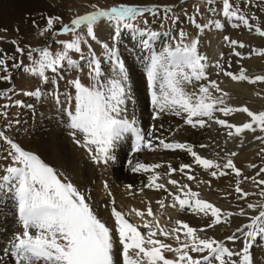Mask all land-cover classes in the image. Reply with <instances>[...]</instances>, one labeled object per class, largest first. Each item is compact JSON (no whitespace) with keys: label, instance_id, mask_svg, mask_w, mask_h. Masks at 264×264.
<instances>
[{"label":"snow or ice","instance_id":"1","mask_svg":"<svg viewBox=\"0 0 264 264\" xmlns=\"http://www.w3.org/2000/svg\"><path fill=\"white\" fill-rule=\"evenodd\" d=\"M221 15L226 22H231V27L241 25L249 30L253 29L249 18L240 12L230 0H221ZM209 5L215 0H207ZM93 10L71 19L70 23H61V17L48 16L45 27L40 35H63L71 34L70 40H58L62 45L61 51L53 53L49 47L31 48L27 50V58L30 64L24 65L23 61L14 63L12 67H23L25 73L38 77L42 82H49L47 73L55 74L66 64L69 68L79 67L78 62L70 53H80L81 59H87L90 69L89 78L91 85H85L79 78L68 83L74 89V96L69 95L66 102H73L74 107L67 110L66 126L71 130L70 135L74 142L87 150L89 158L96 164H107L115 160L114 149L118 143L130 135L134 139L133 152L142 149L150 151L157 147L165 150H181L187 152L193 162L206 171H210L212 177L228 175L222 169H229L235 177L242 176L232 159H227L222 168L211 159H206L197 154L193 147L186 143L165 142L158 139V145L153 143V133L145 134L138 126L136 119H129L127 102L134 99L130 70L122 59L115 42L128 33L139 47L141 55L138 60L141 65L145 81L147 96L153 109V120L160 113L170 112L176 116L183 115L185 123L201 128L206 126V120L214 119V113L220 112L224 116L233 113H246L250 118L248 122L240 125L229 123L225 119L215 118L214 122L228 130L227 135L240 136L245 131L264 132V111L253 112L246 106L231 107L225 103L223 97L227 93L220 89L215 80H208L207 69L209 67L207 57L198 52V38H192L186 42V34L181 31L179 39L172 37L174 43L166 44L157 52L154 42L161 33L149 30L147 27L140 28L135 23L146 14L156 17L160 13L157 6H140L137 4L118 3L109 7L91 5ZM209 12L215 13L216 8H209ZM163 12H172L170 6H164ZM178 18H173L175 24ZM190 22L200 31L214 26L221 30L225 27L220 20H209L201 25L193 17ZM147 25V19H144ZM106 24L112 30V45L99 40L96 29L101 24ZM60 24L59 29L55 26ZM255 33L264 37V29L254 27ZM165 36L168 34L165 33ZM225 42L233 47L232 55L240 57L242 54L235 51V47L244 48L246 45L237 40L224 37ZM90 41H95L103 49L105 61L111 65V75L106 76L102 70V61L92 48ZM13 44L16 41L12 42ZM82 44L87 45L89 56L82 54ZM15 52L25 54V49L17 45ZM253 54L264 57V48L252 50ZM35 54V55H34ZM223 55V54H221ZM14 56L0 54V80L9 81L10 76L8 60H15ZM224 76L233 81H247L255 84L264 83V75L250 77L241 68L238 73L225 71L220 62L215 64ZM193 81H208L200 84L198 92H188L185 84ZM211 90L221 93L214 96ZM8 91H11L10 89ZM24 96L40 98L42 93L39 88L34 91H24ZM5 92H0L4 96ZM59 103V95L56 96ZM16 106H23L20 100H16ZM11 104L2 107L6 110ZM31 107V105H28ZM7 112H0V116H6ZM0 129V142L9 146L7 157L11 163L0 168V194L10 198L16 209L21 231L15 233L8 242L9 247L4 251L10 252L14 258V264H254L251 252L253 243L259 237L264 239V187H261L259 195L262 199L256 204L247 203V208L256 211L257 214L248 217V223L235 229L224 240L213 237L202 238L200 233L204 228H194L181 220L175 221V226L168 228L161 226L158 221H148L146 216H153L151 206H147L146 212L131 209L136 217L143 220V224L130 222L124 213L117 210L115 200L111 201V217L114 228H109L105 222L98 218L92 207L87 202L85 193L81 192L71 182H65L51 166L30 151L24 150L19 144L6 135V129ZM80 134L82 139L77 138ZM256 139L264 141V137ZM204 147V145H201ZM264 151V149H262ZM235 156L236 153H231ZM132 164L131 161L128 162ZM161 164H146L137 162L131 167L133 173H149L145 187L156 190H164L172 199L170 207H177L183 211L191 209L196 215L202 214L207 218L206 228H213L222 223H227L233 215L247 216L242 208L237 213L223 211L205 199L200 198L199 193L192 191L187 184H178L176 180L169 179L177 189L174 194L169 191L165 184L158 183L159 174L156 169ZM250 168L255 165H249ZM190 165L181 164L179 169L168 166V174L180 171L184 173ZM264 174V167L257 172V177ZM194 177L188 176L189 180ZM245 179H248L245 177ZM253 183L264 186V179L251 178ZM240 180L236 181L235 192L239 199H246L251 193L244 191L240 186ZM107 188V184L104 185ZM131 194V185L125 186ZM111 195V193H109ZM164 207V201L157 202ZM141 228L147 231H141ZM115 233V235L113 234ZM183 236V239H181ZM158 237L174 239L176 246L166 243ZM117 241L120 246L119 261L117 260ZM241 243V247L235 250L228 246V242ZM172 253L173 258L165 254ZM192 253L200 254L194 257Z\"/></svg>","mask_w":264,"mask_h":264},{"label":"rangeland","instance_id":"2","mask_svg":"<svg viewBox=\"0 0 264 264\" xmlns=\"http://www.w3.org/2000/svg\"><path fill=\"white\" fill-rule=\"evenodd\" d=\"M230 2L238 7L242 14L249 18L250 24L254 27L260 26L264 29V0H230ZM118 3L157 6L160 8V13L156 17L146 14L144 18L135 22L137 26L142 29L147 27L149 30L161 33L158 40L154 42V48L157 52H159L164 45L174 43L172 37L178 40L181 31L186 34V42L192 38H198V52L207 57L209 65L206 70L208 80H215L220 89L227 93V96L223 97L225 103L231 107L246 106L251 111L257 113L259 111H264V83L257 82L251 84L247 81H233L231 78L224 76L223 73L215 67V64L219 61L221 67L225 71L238 73L239 70L243 68L250 77L264 75V57L255 55L252 52L254 49L264 48V37L258 36L254 31V27L252 30L242 25L236 28L231 27V22H226L225 18L220 13V9L222 8L221 0H215V3L212 5H209L207 0H55L53 3H44L42 5L36 4L35 0H0V13L11 17L10 21L4 20V23L0 22V54H7L8 56H14L16 58L15 60L7 61L10 80H0V92H5L4 96H0V112H7L6 116H0V129H5L6 125L11 124V127L6 129V135L19 144L24 150L30 151V144H36V141H39L36 132L43 124L47 126L44 125L42 128L54 126L61 132L65 129V127H62V130L59 128L60 125L58 124L62 122L60 117L63 116L64 119L62 126L66 125L67 110L74 107V101L66 102L69 95L74 96V89L68 82L79 78L85 85H91L92 81L89 78L90 69L87 66V59H81L80 53H70L72 58L78 62L79 67L69 68L64 64L61 69L64 67L68 69L63 76L59 73L60 71H58L56 73L58 76L55 80L52 79V81L50 76L52 73L49 72L47 75L50 79L47 83L42 82L38 77L25 73L23 67L14 68L12 65L14 63H20L21 61H23L24 65L30 64L26 55L29 47H49L50 51L55 53L56 51L62 50V45L56 43V41L71 39L70 33L63 35L45 34L41 36L40 32L45 27L48 16H59L61 17V23L68 24L74 17L91 12L93 10L91 5L93 4L100 7H109ZM164 6H170L172 8V12L167 14V19L163 12ZM209 8H216L217 11L215 13L209 12ZM23 15L24 17L22 19ZM189 17H193L196 22L201 25L207 23L209 20L215 21L218 19L225 27L221 30H217L214 26H210L200 31L190 22ZM173 18H178L175 24L172 22ZM144 19H147V25L144 24ZM60 26V24H57L55 29H59ZM103 26H105L104 29L102 28ZM103 30H106L104 36L99 33L103 32ZM165 33L168 35L165 36ZM96 35L98 39L104 43H108L109 45L114 43L111 39L112 30L106 24L101 23L97 27ZM225 36L246 45L244 48L235 47V51L242 54L240 57L232 55L233 47L225 42ZM13 41H16V43L13 44ZM90 43L96 55L101 58L103 72L106 76L111 75V65L105 61L103 49L95 41H90ZM135 43L136 42L132 40L128 33L123 34L120 39L115 42L122 59H124L126 66L130 70L132 81L134 99L127 102V117L129 119H136L138 126L141 127L145 134L151 131L153 133L151 139H153L155 145L159 143L158 139L155 138L164 139L165 142L169 143L179 142L189 144L198 155L213 160L216 164L220 165L221 168L223 164L227 162V159H232L235 166L241 170L242 176L237 178L229 169H222L229 174L212 177L210 171H206L202 167L196 165L193 162V158L187 152L181 150L173 151L157 147L152 151L142 149L139 152H133L132 145L134 139L131 138L130 135H126L125 138L118 143V147L114 149L116 159L107 163V165H110L111 181L114 180L115 184L118 183L114 186L116 189L115 193L116 191L118 193L120 192L118 191L119 185L122 184L124 187L126 185H131L132 194H130L129 189H127L128 196L141 195L146 198V200L150 197L155 198L157 192H163L164 190L145 187L148 182L149 173H133L131 167L137 162L161 164L162 167L155 170L160 177L158 183L165 184V187L172 193L175 194L177 189L171 184H168L169 179L176 180L178 184H187L192 191L199 193L200 198L207 200L223 211L237 213L242 208L245 210L248 214L247 216L233 215L229 218L227 223H222L213 228H206L204 233H200L202 238L213 237L217 240H224L228 235H231L235 229L248 223L249 216L257 214L256 211L247 208V203L256 204L262 199L259 192L261 187L264 186H258L253 183L251 178L255 177L257 180L264 179V174H261L259 177L256 175L259 169L264 167V151H262V149H264V141L258 140L256 137H264V132L259 130L256 132L245 131L240 136L229 137L227 135L228 130L214 122V119L218 118L225 119L229 123L235 125H240L250 120L246 113H233L229 116H224L223 113L215 112L213 120L204 118L206 120V126L203 128L198 125L196 127L188 125L185 123V117L183 115L176 116L170 112L160 113L158 118L153 120V109L150 98L147 96L145 81L138 60L141 52L139 47H135L134 49ZM17 45L25 49L24 55L15 52ZM82 54L86 58L90 55L87 45L82 44ZM75 70L81 71L76 72ZM3 74V72H0V75ZM66 74L73 76H66ZM202 83L207 84L208 81H193L192 83L185 84V90L190 93L198 92L199 86ZM37 88H39L42 93L40 98L24 96L22 94L24 91H34ZM9 89L11 91H8ZM211 91L214 96L221 95V93L215 90ZM57 95H59V103L56 101ZM16 100H20L23 106H16L14 103ZM9 103L11 106L5 110L2 106ZM28 105H31V107H28ZM70 132L71 130L68 128L67 137H65L68 139V149L76 150L75 152L78 154L80 153V156H83L84 160L88 159L92 161L89 158L87 150L74 142ZM44 138H46V136H44ZM77 138L82 139L79 133L77 134ZM18 139L23 141H21L22 144L18 142ZM48 145V147L45 146L48 156L44 153L42 154L38 149V152H40L42 156L39 155L38 152H35V149L30 152L37 154L43 162L51 166L60 174L62 180L71 182L81 192L85 193L86 196L89 197L87 202L92 207L95 214H97L98 218H100L97 208L94 206V202L97 201L93 199L94 186L98 183H93L92 187L81 190L70 175L64 172L61 164L58 166L54 164L57 162L56 157L60 150H51V144ZM201 145H204V147H201ZM9 150L8 145L0 142V168H4L11 163L10 158H5ZM64 150H66V148ZM143 151L144 153L148 151V153L153 154L151 159L148 160V162L151 163L147 162V157H141L144 154L140 152ZM233 152L236 153L235 156L231 155ZM129 161L132 162L131 165H129ZM181 164H188L190 168L186 169L184 173L176 171L171 175L168 174V169H165V167L169 165L175 169H179ZM249 165H255V167L250 168ZM113 172H116L114 176L112 175ZM2 174L3 173L0 172V175ZM189 175L194 178L189 180ZM245 177L248 179H245ZM226 179H228L227 185L225 182ZM238 179L241 182V188L252 194L246 199H239L238 194L234 190ZM224 182L225 187L222 184ZM109 193H111V195H109ZM115 193L114 191L108 192L105 202H111L113 197L118 195V193ZM151 198L150 200H153ZM164 198L167 204L172 203V199L168 195V192H165ZM8 201H10L9 203L13 202L11 199H8ZM98 202L100 201L98 200ZM152 203H156V201ZM100 207L103 210L108 208L106 204L105 206L102 204ZM110 207H112V205H110ZM106 213L108 215L107 211ZM109 215L111 217V209ZM133 218L134 220L132 218V220L130 218L128 219L130 222L137 224H143L144 222L136 216ZM101 220L105 222L108 227L110 226L106 217ZM165 221L159 222V224L171 228V222H175L176 220L165 219ZM112 222L114 224V221ZM141 231L147 230L141 228ZM218 234H221V236L218 237ZM158 238L160 239V237ZM181 239H183V236H181ZM257 239L259 240L255 247L253 243L251 252L255 262L264 264V239H260L259 237ZM167 240L175 241L170 238ZM166 243L173 245V247L176 246V242ZM228 246L238 250L241 247V243L239 241L235 244L228 242ZM165 255L168 258H173L172 253H166ZM192 255L198 257L200 254L192 253Z\"/></svg>","mask_w":264,"mask_h":264},{"label":"bare ground","instance_id":"3","mask_svg":"<svg viewBox=\"0 0 264 264\" xmlns=\"http://www.w3.org/2000/svg\"><path fill=\"white\" fill-rule=\"evenodd\" d=\"M54 1L55 0H35V3L38 5H42L44 3L50 4V2L53 3ZM56 1H59V0H56ZM23 17H24V15L22 16V19H23ZM4 20L10 21L11 17H9L8 15H4V14L0 13V22L2 23ZM102 28L104 29L105 26H103ZM105 32H106V30H103V32H99V33H101V35L104 36ZM67 69H68L67 67H64L60 70L59 73L63 76V74L67 71ZM50 76H51V80L52 79L55 80L56 77L58 76V74L55 73V74H51ZM60 120L62 121L61 124H58V125H60L59 126L60 130H62L61 129L62 127H65V129L63 128L64 130L61 132V131L57 130L54 126L42 128L44 125H46V124H43L42 127H40L36 132V135H38L39 141L38 142L36 141V144H34V143L30 144V151L35 149V152H38V150H40V152L42 154L44 153L48 156V154L45 150V146L48 147L49 146L48 144H51L50 145V146H52L51 150L52 149L57 150V151L60 150L59 154L58 155L56 154L57 157L55 156L57 159V162L54 164H56L57 166L59 164H61L64 172H66L67 174L70 175V177L75 181V183L78 185V187L81 190H85L89 187H92V184L93 183L95 184L97 182L98 184L94 186L93 199L95 201H97V202H94V206L97 208L99 217L101 219L106 217L108 224H110L109 228H114V224L112 222L113 218H111L109 215V212L111 209L110 205H112V204H111V202H109V203L105 202L106 201L105 198L107 199V193L113 192V191L115 193L116 189L114 186L116 184H118V183L115 184L114 180L111 181V176H110L111 170H109L110 165L103 164V163L96 164V163H93V161H89L88 159L84 160L83 159L84 157L80 156V153L78 154L75 152L76 150L74 151L73 149H68V146H67L68 145V139L65 138V137H67L68 127L66 125L62 126L63 121H64L63 116L60 117ZM44 136H46V138H44ZM35 140H36V138H35ZM21 141L22 140L18 139V142L20 144H22ZM44 144H46V145H44ZM65 148H66V150H64ZM69 148H71V147H69ZM40 152H38L39 155H41ZM140 153L144 154L141 157H147V162L149 159H151V156L153 155L152 153H148V151H146L145 153H144V151L140 152ZM54 154H55V152H54ZM178 155H181V154H178ZM148 163H151V162H148ZM165 169H168V167L166 166ZM116 172H113L112 175L114 176V174H116ZM227 181H228V179H226V181H225L226 185H227ZM225 182L222 183L224 187H225V185H224ZM105 184H107V186H108L107 188L104 187ZM130 184H132V183H130ZM222 184H221V186H222ZM119 186L120 187L118 188L119 189L118 191H120V192L118 193L116 191V193H118V195L113 197V199L115 200V206H116V208H118L117 210L122 211L124 213H129V215L127 217L130 219L132 218L134 220L133 217H135V214L130 212L131 209H138V210L146 212L147 206L150 205L152 208L153 216H151V217L146 216L145 219L148 221L162 222V221H165V219H175V220H181L183 222H186L194 228L206 229L205 225L208 222L207 218H204L202 216V214L196 215L191 209H186V210L181 211V210H179L178 206L175 208L170 207L171 203L168 202L169 204H167L165 201V198H164L165 191L157 192L155 198L150 197L153 200H150V198H148V200H146V198L142 197L141 195L140 196H137V195L136 196H134V195L128 196L127 195L128 194L127 188L122 186V184ZM1 195L2 194H0V264H14V261H12V260H14V258L11 256L10 252H6V251H4V249L9 247L8 242L12 239V237L15 233H18L21 231V227H20V224L18 221V216L16 214L14 202L9 203L10 201H8V199H10V198L7 199L6 196H3V195L1 196ZM98 200L100 202H98ZM160 200L164 201V205H165L164 207H161L157 203ZM154 201H156V203H152ZM102 204H104V206L106 204L108 208H105L103 210L100 207V205H102ZM106 211L108 212V215H107ZM172 222H171L170 226L173 227V226H175V222H173V223ZM168 228H170V227H168ZM113 234L115 235V233H113ZM207 235H208V232H207ZM220 236H221V234H218V237H220ZM160 239L164 240L165 242H175V241L167 240L169 238L165 239L164 237H160ZM258 240L259 239H257L254 242V247L256 246ZM116 251H117V260L119 261L118 253L120 251V246H118V244H117ZM253 253H254V250H253ZM254 264H259V262L254 261Z\"/></svg>","mask_w":264,"mask_h":264}]
</instances>
